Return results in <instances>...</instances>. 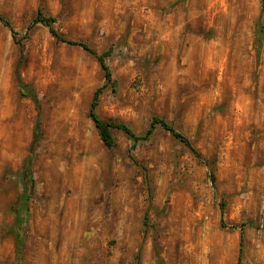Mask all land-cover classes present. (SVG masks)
<instances>
[{
	"label": "rangeland",
	"instance_id": "obj_1",
	"mask_svg": "<svg viewBox=\"0 0 264 264\" xmlns=\"http://www.w3.org/2000/svg\"><path fill=\"white\" fill-rule=\"evenodd\" d=\"M262 8L263 0H0L18 32L0 22V264H237L239 254L240 264H264ZM38 9L64 37L108 51L114 87L79 46L40 23L27 30ZM98 87L100 118L136 134L164 118L201 158L159 126L135 146L114 129L106 146L88 115ZM37 120L18 256L7 230ZM79 167L81 183L66 174Z\"/></svg>",
	"mask_w": 264,
	"mask_h": 264
},
{
	"label": "trees",
	"instance_id": "obj_2",
	"mask_svg": "<svg viewBox=\"0 0 264 264\" xmlns=\"http://www.w3.org/2000/svg\"><path fill=\"white\" fill-rule=\"evenodd\" d=\"M264 1V0H263ZM264 12V8L261 9V13ZM262 15V14H261ZM0 22L6 26L12 37H16L18 35V32L14 30V28L11 26L10 22L4 18L3 16H0ZM40 23L44 26H46L51 33L52 36L55 37L58 41L65 42L70 45L79 46L86 52H88L90 55H92L99 63L103 73H104V86L110 85L111 87H114L115 82L112 78L111 71L105 61L106 56L109 55L108 51L98 53L95 50H93L87 43L80 41V40H74L70 38L64 37L62 34H60L53 26L54 18L51 16H47L42 13L40 9L37 10V13L32 18L31 23L28 25L27 30L30 29L33 25ZM264 32L263 25L260 23V18L257 22V37H262ZM27 32H25L22 37H26L25 35ZM19 87L23 94L29 95L34 102H38V98L36 93L34 92L33 88L27 84H24L22 82H19ZM102 87H98L94 90L92 100L89 107L88 115L91 118V120L94 123V126L97 130V133L101 139V141L108 147H112L114 145V138L112 135V130L117 129L122 131L132 142L133 146L140 142L148 141L153 133V130L155 126H159L162 129L168 131L175 139L183 143L185 146H187L192 153L197 157L201 158L200 153L198 150L194 147L191 140L177 131L172 124H170L166 119L161 117H153L151 122L149 123L148 127L140 134H136L127 124L122 122H115L112 120H106L100 118L95 109L98 104L99 95L101 93ZM40 127H39V121L37 120L35 127H34V134H33V140L31 143V146L29 148V153L25 156L23 159L21 169L18 174V181L21 185V192L18 195L16 203L13 205L12 210L14 213V219L12 225L9 227V230H7V233H10L14 236L15 239V247L17 251V255L19 256L23 247L24 243V228L27 224L28 217H29V200L34 194L35 189V182L32 174V166H33V149L34 145L38 142L40 139L41 133ZM241 256L239 254L238 262L237 264H240ZM159 263H161L159 258Z\"/></svg>",
	"mask_w": 264,
	"mask_h": 264
},
{
	"label": "bare ground",
	"instance_id": "obj_3",
	"mask_svg": "<svg viewBox=\"0 0 264 264\" xmlns=\"http://www.w3.org/2000/svg\"><path fill=\"white\" fill-rule=\"evenodd\" d=\"M58 169L60 170L61 168H58ZM86 172H87L86 168L79 167V168H74V170H72V171H70V169H67V173L66 174L69 175L70 177H74V179L76 178V180L81 183ZM75 206H76V208L80 207V204L78 203ZM81 224L83 226L85 225V224H83V222H81ZM91 226H92V224H91ZM71 243H72V245H71V250H70V253H69L70 257H72L73 252L76 253L78 251L77 250V246L78 245L79 246L83 245V242L81 240H79V239H77V245H75L73 242H71ZM70 261L71 260H67V262H64L63 264H70Z\"/></svg>",
	"mask_w": 264,
	"mask_h": 264
}]
</instances>
